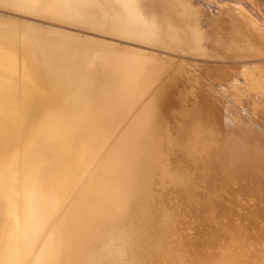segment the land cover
Returning a JSON list of instances; mask_svg holds the SVG:
<instances>
[{
    "label": "bare ground",
    "instance_id": "6f19581e",
    "mask_svg": "<svg viewBox=\"0 0 264 264\" xmlns=\"http://www.w3.org/2000/svg\"><path fill=\"white\" fill-rule=\"evenodd\" d=\"M0 5L154 51L0 15V264H264V71H245L247 90L224 77L211 98L153 49L243 58L264 50L253 15L189 0ZM223 91L255 94L243 114L258 128Z\"/></svg>",
    "mask_w": 264,
    "mask_h": 264
},
{
    "label": "rangeland",
    "instance_id": "374dc122",
    "mask_svg": "<svg viewBox=\"0 0 264 264\" xmlns=\"http://www.w3.org/2000/svg\"><path fill=\"white\" fill-rule=\"evenodd\" d=\"M191 1V3L193 5L199 6L202 9V12L205 14H210L214 15L215 10L216 9V5L217 3H223V2H228L231 4H234L237 7H243L245 10L248 11L249 14L253 15V17L256 19V24L257 26L260 27L261 29L264 30V0H189ZM236 8H234L236 10ZM206 10V11H205ZM235 14V12H234ZM0 15L3 16L4 18H16V19H21V20H27L29 22H32L34 24H41L40 26H42L43 28L48 27V26H53V27H57V28H62L65 29L67 31L73 32L75 34H77L82 40L89 38V37H94V39H97V43L98 46L95 47V49L97 50H101L104 52H110V51H116L117 48L115 47H119V46H130V47H137L141 50H146L148 52H154L151 48L152 46L146 45L145 44H137L135 42H131L128 41L127 39H125L124 37L121 36H113L110 35L108 33H101L97 30L94 29H87V26L81 25L80 23H78L76 20H65V21H58V20H53L50 19L48 17H44V16H40V15H36V14H32V13H28V12H23V11H19L10 7H7L5 5H0ZM236 16V15H235ZM232 17V16H231ZM228 19V17H227ZM232 19V18H231ZM230 19V20H231ZM78 23V24H77ZM261 23V24H260ZM68 24V25H67ZM71 24V26H70ZM72 25H76L74 27H72ZM81 25V26H78ZM262 25V26H261ZM81 27V28H80ZM84 28V29H82ZM234 30V27H232ZM207 29H209L207 27ZM230 29V28H229ZM231 30V31H232ZM103 34V35H102ZM100 40V41H99ZM124 40V41H123ZM111 42V43H110ZM135 43V44H134ZM111 44L114 45L113 49ZM143 45V46H141ZM149 46V47H148ZM151 47V48H150ZM147 48V49H146ZM151 50H150V49ZM155 49V52H162L161 54H167L168 57H171L170 59H166V58H159L157 59V63L159 64H169L170 68L172 69V71L178 73L182 78L185 79H191L192 76L198 77L199 79H202L205 83L204 84V90L206 91L205 93H207V95H209V97H215L218 96V91H216V89H219L220 87H223L222 85V80L224 77L227 76H233V78L238 81L241 86H244V89L247 90L248 85L245 82V78H244V74L245 71H252L254 73H259L260 71H264V50H255V51H249L245 53V57L243 58H235V59H221L218 57H212V56H206V57H201V56H190V55H185V54H181V53H169L166 51H158V49ZM117 53H121L122 55H131L133 53H130L123 50H117ZM129 54V55H128ZM179 71V72H177ZM173 72H171L168 75V78L173 76ZM181 72V73H180ZM240 80V81H239ZM244 80V81H243ZM242 81V82H241ZM221 82V83H220ZM220 84H222L220 86ZM223 95H225L224 97H227L226 99H228V103L230 101V106L233 105V107L231 108V110L233 109V112H238L239 114H248V111L250 112L249 115H251V112H255V108L253 109V103L255 104V99H253L254 97V93H252V97L251 95L246 96V98L243 100L244 102L242 104L237 103V102H232L231 100V94L227 91H223L222 92ZM253 99V100H252ZM248 100V101H247ZM252 100V101H251ZM236 103V106H234ZM247 103V104H246ZM251 104V105H250ZM253 105V106H252ZM244 106V107H243ZM246 106V107H245ZM244 108V110H243ZM213 111H217V112H221L219 110H213ZM230 111V110H228ZM227 110H223L221 112V116H223L222 118H227L226 115H229V118H231V120H233V115L232 117H230V113L228 114ZM244 111V112H243ZM247 111V112H246ZM224 112V113H223ZM232 112V113H233ZM226 113V114H225ZM237 114V113H236ZM244 114L242 115V117L244 118ZM245 114V115H246ZM247 116V115H246ZM252 116V115H251ZM250 116V117H251ZM241 118V117H240ZM239 119V121L241 122V120ZM241 118V119H243ZM247 118H249L247 116ZM243 119L242 121H246L247 123H251V121H247L248 119ZM251 119V118H249ZM255 120L252 118V121ZM239 121L237 120V124L239 125ZM218 122V121H217ZM220 122V121H219ZM256 123V121H253L252 123ZM243 123V122H241ZM251 123V124H252ZM215 126L220 127L219 123H216L215 121ZM242 125L244 128L248 127L246 124H240ZM239 125V127L242 129L243 127H241ZM255 125H257L261 130H259L258 127H255ZM252 124V126L257 130H255V133L257 131L260 132V134L262 136H264L263 132H264V123H259L258 124ZM260 125V126H259ZM261 126L263 128H261ZM263 134H262V133ZM260 137V135H259Z\"/></svg>",
    "mask_w": 264,
    "mask_h": 264
}]
</instances>
